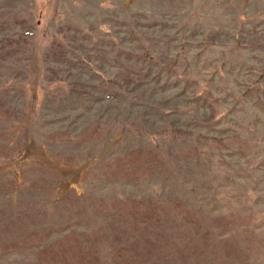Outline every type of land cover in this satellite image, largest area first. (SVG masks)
I'll list each match as a JSON object with an SVG mask.
<instances>
[{
  "label": "rangeland",
  "instance_id": "374dc122",
  "mask_svg": "<svg viewBox=\"0 0 264 264\" xmlns=\"http://www.w3.org/2000/svg\"><path fill=\"white\" fill-rule=\"evenodd\" d=\"M0 264H264V0H0Z\"/></svg>",
  "mask_w": 264,
  "mask_h": 264
}]
</instances>
